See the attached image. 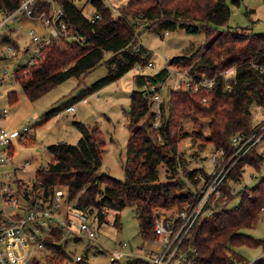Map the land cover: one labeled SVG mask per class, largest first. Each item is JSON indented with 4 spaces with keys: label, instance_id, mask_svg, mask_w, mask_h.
Returning <instances> with one entry per match:
<instances>
[{
    "label": "trees",
    "instance_id": "trees-1",
    "mask_svg": "<svg viewBox=\"0 0 264 264\" xmlns=\"http://www.w3.org/2000/svg\"><path fill=\"white\" fill-rule=\"evenodd\" d=\"M20 1L0 0V9L14 10ZM57 1L69 19V29L85 39L54 36L39 48L33 62L15 68L14 74L30 99L40 96L69 76H81L94 68L107 50L111 52L106 58L110 66L108 73L81 90L74 99L119 77L135 63L144 62L147 59L144 54L146 47L143 44L138 49L135 47L137 19H145L144 26L165 29L181 26L191 32L204 27L208 34H213L197 58L196 51H193L175 54L169 62L190 65L189 72L195 76L215 75L214 84L197 89L181 85L171 88L167 108L160 104L162 115L156 126L157 114L150 109L154 91L144 85L162 83L169 74V68L165 66L154 73L135 74L139 87L131 91L128 109L130 136L123 165L124 179L97 173L102 164L105 139L96 125H86L82 120L75 122L81 132L77 142L58 141L49 145L52 158L47 166L35 172V177L46 187L67 186L69 198L76 197L75 207L88 209L90 213L95 210L98 223L105 221L109 211H114L113 222L119 225L120 210L126 205H136L139 232L152 238L155 235V210L173 206L183 208L195 196L199 180L197 173L206 172L201 167L189 168L178 152V142L183 135L180 120L190 116V109L209 115L208 135L204 139L212 142L215 148L227 151L233 135L254 131L256 124L252 120V105L264 106V31H253L247 26L217 29V25L225 22L230 15L229 1L239 3L240 0H127L118 13H114L103 1L93 0L100 12V16L94 19L87 16L73 0ZM2 37L17 46L14 36L3 33ZM256 64L263 65V69ZM231 65L236 66V80L230 88H226L225 78L219 72ZM9 93L12 101L15 93L13 90ZM65 103L50 109L45 118L58 112ZM263 157L253 146L235 165L231 177L234 181L239 180L245 163L259 167ZM161 162L168 175L165 180L159 176L158 165ZM187 181L194 190L187 186ZM225 192L230 200L238 195L239 203L222 208L192 228L186 245L191 247L189 253L194 254L195 261L187 264H230L233 260L245 259L233 250V246L250 242L251 245L259 242L264 245V240H257L243 231L244 227H253L257 222L264 200V177L237 191V194H232L231 187L225 184ZM249 192L251 195H248ZM61 240L62 232L54 229L46 240L52 250V254L47 255L48 261L71 258ZM76 257L75 264H90L83 255ZM129 262L150 264L137 257ZM34 264L45 263L36 259ZM251 264H264V254Z\"/></svg>",
    "mask_w": 264,
    "mask_h": 264
},
{
    "label": "rangeland",
    "instance_id": "rangeland-1",
    "mask_svg": "<svg viewBox=\"0 0 264 264\" xmlns=\"http://www.w3.org/2000/svg\"><path fill=\"white\" fill-rule=\"evenodd\" d=\"M125 1L115 0L113 12L118 13ZM80 2L83 3L84 0ZM229 4L231 7L230 15L225 22L217 25V29L228 26H247L253 31H264V0H240L239 3L229 1ZM91 9L92 7L87 2L85 11L90 12ZM137 22L139 23L137 41L146 47L144 54L147 59L144 62L135 63L119 77L78 99H74V96L108 73L110 66L106 58L111 52L107 50L101 62L81 76H69L40 96L30 99L25 94L21 81L13 70L18 65L27 63L37 47V43L31 40L30 28L35 26L36 31L42 35L47 34L48 28L42 20L28 15H23L18 20L9 22L8 29L13 31L17 46L11 43L12 50L8 51L6 49L7 42L5 40L0 41V50L6 54V56H0V108L3 106L8 108V115L5 118H0V125L15 131H20L25 125L35 127L32 135L34 138L15 144V166L21 167L28 162L24 170L20 169L17 172L19 178L26 181L30 180L35 176L38 168L48 165L52 158L48 149L49 145L58 141L76 143L81 132L75 122L82 120L86 125H96L105 139L102 164L97 173H107L115 178L124 179L123 165L130 136L128 108L131 91L139 87L135 81V74L154 73L165 66L169 68L168 76L161 83V100H153L150 104V109L157 114L156 126L160 123L162 115L160 104L163 103L167 108L171 88L179 86V81L185 72L189 71L190 67L186 64H171L169 62L170 57L175 54L196 51L195 58H197L213 36V34H208L204 27L196 32H191L181 26L167 29L144 26L145 19H137ZM210 25L214 27V24L210 23ZM166 30L167 32H165ZM137 41L136 43H138ZM149 59L153 60L154 66L145 64ZM5 66L8 67L7 72H3ZM11 90L15 93L12 101L9 98ZM67 100H70L67 103H76L75 111H62L61 114L54 112L45 118L46 112ZM252 120L254 124L264 122L263 105L257 103L252 105ZM208 123L209 115L191 108L190 116L180 120L183 135L178 142V152L185 164L189 168L201 167L206 172L213 169L210 155L214 150L213 143L204 139L208 135ZM257 148L264 150V140L259 142ZM158 169L160 178L167 179L168 175L163 162L158 165ZM253 172L251 167L247 168L242 181L252 184L253 180L250 176ZM237 183L234 181V190L239 186ZM187 186L194 190L189 181H187ZM237 196L235 195L236 198L231 201V205L239 203ZM71 201L72 204L75 203L76 197ZM2 205L0 201V208ZM176 210L177 208L173 206L169 209L160 208L158 211L170 215ZM138 214L136 205H126L119 213L120 224L115 225L113 222L115 213L109 211L105 221L97 222L95 239H88L84 236L76 239L72 236L65 243L67 238H62L61 243L71 258L51 262L47 260L48 257H45L42 262L45 264H75V256L78 254L83 255L90 264H132L129 260L135 257L149 261L148 256L158 250L159 242L153 240V237H144L139 232ZM78 224V221L74 223V229H78ZM243 231L250 233L257 240H264V213L263 216H260L258 212L255 226L244 227ZM124 242L127 245L122 247ZM233 250L245 258L241 262L251 263L264 254V245L262 242L251 245L250 242L249 244L233 246ZM115 253L123 254L118 259L119 261H112L111 257Z\"/></svg>",
    "mask_w": 264,
    "mask_h": 264
},
{
    "label": "built area",
    "instance_id": "built-area-1",
    "mask_svg": "<svg viewBox=\"0 0 264 264\" xmlns=\"http://www.w3.org/2000/svg\"><path fill=\"white\" fill-rule=\"evenodd\" d=\"M73 1L76 6L84 10L88 2L92 9L90 12H85L90 18L100 16L93 0H84L83 3L80 2L81 0ZM101 1L113 8L115 0ZM23 15L42 20L48 28L45 35L38 33L35 26L30 28L31 40L37 43V47L28 60L29 63L33 62L39 48L54 36L64 35L70 40L85 39L69 29V19L65 17V11L57 0H21L14 10L0 9V41L7 42L8 51L12 50V41L3 39L2 34L8 33L13 36V31L8 29L9 22L18 20ZM140 46L139 42L135 43L136 49ZM0 56L6 54L0 50ZM145 64L154 66L153 60L150 59ZM256 67L263 69V65L260 64H256ZM235 70L236 66L231 65L219 72L225 78L226 88H230L236 80ZM7 71L8 67H3V72ZM215 80V75L195 76L186 71L178 84L185 88L197 89L200 86H212ZM161 85V83L144 85L145 88L154 91L152 94L154 101L161 100ZM75 110L76 103L69 102L58 113ZM7 115L8 108L1 107L0 118H5ZM34 130L35 127L28 125L23 126L20 131L0 125V201L3 204L0 208V264H34L36 259L44 261L45 257L52 253L46 240L54 229L60 230L62 238L67 240L72 236H84L88 239H95L97 236L98 219L95 212L90 213L88 209L75 207V203L72 204V199L69 198L67 186L46 187L35 176L27 181L18 177L17 172L20 169L24 170L28 162L21 167L15 166V144L26 141L33 135ZM262 140H264V122L256 123L254 131L249 134L233 135L229 150L214 147L210 155L213 169L210 172L197 173L199 180L193 200L170 215L160 213L159 209L155 210L153 240L158 241L159 245L158 250L148 256L150 264H187L195 261L194 254L189 253L191 247L186 245V241L191 236L192 228L200 220L210 217L224 207L232 206L231 201L234 199L230 200L226 196L225 184L231 187V193L234 194L264 177V157L259 167L250 163L242 166L243 174L240 180L236 181L239 186L235 190L234 179L231 177L235 165ZM258 150L264 156V150ZM250 167L254 170L250 176L253 180L252 184L242 181L247 168ZM248 195L251 193L249 192ZM263 213L264 200L259 208L260 216H263ZM77 221L78 229H74V223ZM126 245L127 243L124 242L121 246ZM122 255L115 253L111 259L114 261ZM79 257L78 254L76 258ZM230 264L251 263L233 260Z\"/></svg>",
    "mask_w": 264,
    "mask_h": 264
},
{
    "label": "crops",
    "instance_id": "crops-1",
    "mask_svg": "<svg viewBox=\"0 0 264 264\" xmlns=\"http://www.w3.org/2000/svg\"><path fill=\"white\" fill-rule=\"evenodd\" d=\"M13 34V33H12ZM13 36H14V34H13Z\"/></svg>",
    "mask_w": 264,
    "mask_h": 264
},
{
    "label": "water",
    "instance_id": "water-1",
    "mask_svg": "<svg viewBox=\"0 0 264 264\" xmlns=\"http://www.w3.org/2000/svg\"><path fill=\"white\" fill-rule=\"evenodd\" d=\"M129 109V108H128Z\"/></svg>",
    "mask_w": 264,
    "mask_h": 264
}]
</instances>
